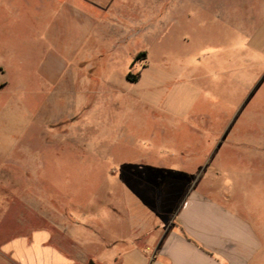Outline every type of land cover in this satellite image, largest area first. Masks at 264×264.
Segmentation results:
<instances>
[{
  "label": "rangeland",
  "instance_id": "1",
  "mask_svg": "<svg viewBox=\"0 0 264 264\" xmlns=\"http://www.w3.org/2000/svg\"><path fill=\"white\" fill-rule=\"evenodd\" d=\"M258 1L0 0V264L34 229L108 261L117 215L165 198L145 229L167 224L192 187L264 243ZM48 32L63 70L34 83Z\"/></svg>",
  "mask_w": 264,
  "mask_h": 264
},
{
  "label": "crops",
  "instance_id": "2",
  "mask_svg": "<svg viewBox=\"0 0 264 264\" xmlns=\"http://www.w3.org/2000/svg\"><path fill=\"white\" fill-rule=\"evenodd\" d=\"M258 3L264 7V0ZM253 39L264 42V24ZM45 43L41 63L31 77L34 83L56 82L63 70L56 55L49 59V32ZM67 55L69 59L74 57L69 48ZM80 75L78 72L76 79L85 84L86 79ZM127 196L132 200L131 193ZM164 199L160 198L163 203L160 206L156 203L157 209H151L149 203L154 201L147 198L146 210H126L122 216L117 215L125 225L109 241L108 247L116 251L109 255L108 261L95 260L97 257L92 261L86 252L72 253L46 229H34L4 243L3 248L23 264H256L264 248L257 231L243 215L200 188L188 189L170 222L145 229L152 213L157 212L160 217L170 211L174 200Z\"/></svg>",
  "mask_w": 264,
  "mask_h": 264
},
{
  "label": "trees",
  "instance_id": "3",
  "mask_svg": "<svg viewBox=\"0 0 264 264\" xmlns=\"http://www.w3.org/2000/svg\"><path fill=\"white\" fill-rule=\"evenodd\" d=\"M142 56H145V54H142ZM136 59H138V58H136ZM127 80L130 82L136 83L138 81V74H136V75L128 74Z\"/></svg>",
  "mask_w": 264,
  "mask_h": 264
}]
</instances>
